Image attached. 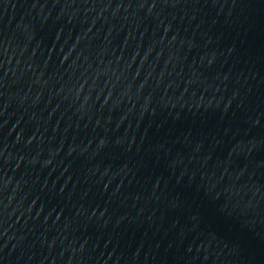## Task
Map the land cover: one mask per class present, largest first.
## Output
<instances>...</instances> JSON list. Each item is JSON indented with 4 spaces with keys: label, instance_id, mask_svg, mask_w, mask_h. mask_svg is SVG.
Listing matches in <instances>:
<instances>
[{
    "label": "water",
    "instance_id": "1",
    "mask_svg": "<svg viewBox=\"0 0 264 264\" xmlns=\"http://www.w3.org/2000/svg\"><path fill=\"white\" fill-rule=\"evenodd\" d=\"M0 264H264V0H0Z\"/></svg>",
    "mask_w": 264,
    "mask_h": 264
}]
</instances>
